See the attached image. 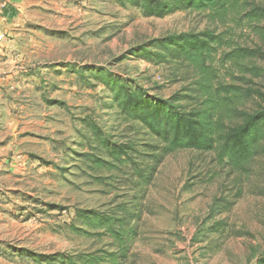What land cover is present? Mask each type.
Instances as JSON below:
<instances>
[{
  "label": "rangeland",
  "instance_id": "374dc122",
  "mask_svg": "<svg viewBox=\"0 0 264 264\" xmlns=\"http://www.w3.org/2000/svg\"><path fill=\"white\" fill-rule=\"evenodd\" d=\"M17 3L23 13L2 48L8 68L0 75V264H27L22 249L110 251L108 236L74 234L68 225L78 209L121 207L140 218L124 264H264V157L245 174L214 152L177 151L156 163L153 137L124 120L108 85L88 69H103L157 99L185 95L196 72L140 58L139 49L153 39L225 27L196 11L147 18L116 0ZM231 33L237 45L264 51V36L248 26L233 25ZM256 64L263 72L246 75L250 84L237 80L236 67L215 66L225 83L264 94V60ZM260 106L264 98L255 97L241 109ZM91 125L114 144L136 143L132 158L111 168L91 163L85 154L112 162ZM154 167L147 184L139 174Z\"/></svg>",
  "mask_w": 264,
  "mask_h": 264
},
{
  "label": "trees",
  "instance_id": "16d2710c",
  "mask_svg": "<svg viewBox=\"0 0 264 264\" xmlns=\"http://www.w3.org/2000/svg\"><path fill=\"white\" fill-rule=\"evenodd\" d=\"M116 1L141 10L147 18H164L178 10L196 11L207 14L225 27L220 33L208 29L201 33L153 39L139 49L140 58L157 63L178 62L191 67L196 72V79L191 80L185 95H176L168 100L157 99L103 69H88L95 79L108 85L112 100L124 120L140 125L153 137L149 145L153 150L150 156L156 163H162L177 151L214 152L221 164H227L241 174L248 173L252 163L264 157V106L246 111L241 109V105L248 99L264 98V94L253 86L225 83L215 64L218 62L221 68L228 65L236 67L242 75L237 80L245 83L248 74L254 77L262 75L263 70L256 61L264 60V51L258 47L237 45L231 31L233 25H246L264 36V27H260L264 24V6L249 0ZM246 84L250 83L247 81ZM191 104L194 106L190 108ZM92 133L112 160L85 154L96 167L111 168L116 166L113 162L125 163L132 158L130 152L136 150V143L114 144L95 126ZM155 170L156 167L150 174L139 176L148 184ZM139 219L125 207L114 213L78 209L74 221L68 225L70 231L78 235L108 236L110 251L100 249L73 255H43L22 249L19 257L27 264H124L140 236L136 223Z\"/></svg>",
  "mask_w": 264,
  "mask_h": 264
},
{
  "label": "crops",
  "instance_id": "0c3cea01",
  "mask_svg": "<svg viewBox=\"0 0 264 264\" xmlns=\"http://www.w3.org/2000/svg\"><path fill=\"white\" fill-rule=\"evenodd\" d=\"M17 2L21 0H17L16 3L14 0H0V75L5 74L4 71L8 68V61L2 59V48L10 41L11 30L23 13L21 4Z\"/></svg>",
  "mask_w": 264,
  "mask_h": 264
}]
</instances>
